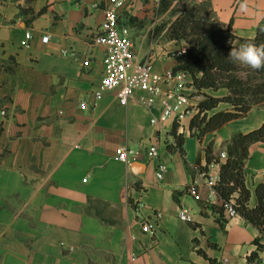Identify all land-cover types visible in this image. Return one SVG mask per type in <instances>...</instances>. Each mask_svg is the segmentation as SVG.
I'll return each mask as SVG.
<instances>
[{
    "label": "crops",
    "instance_id": "crops-1",
    "mask_svg": "<svg viewBox=\"0 0 264 264\" xmlns=\"http://www.w3.org/2000/svg\"><path fill=\"white\" fill-rule=\"evenodd\" d=\"M114 1L0 0V264H264L256 227L240 216L219 222L215 197L203 214L201 201L187 191L197 185L209 194L196 161L206 164L208 144L225 153L233 135L262 125L264 107L254 106L200 141L189 124L202 97L189 74L182 89L163 81L157 94L138 90L126 105L108 91L94 106L107 51L95 39ZM182 2L160 7V0H131L119 11L138 61H149L158 75L174 70L188 47L168 36L176 6L182 11L205 3L212 19L231 23L239 37H253L264 17V0ZM204 92L219 98L229 93ZM83 102L88 108H81ZM178 103L185 157L167 146L174 118L150 123L167 104ZM231 108L221 102L211 113ZM152 145L159 152L155 159L148 154ZM120 146L137 156L118 161ZM159 164L166 166L162 179ZM209 171L219 175L220 165ZM245 172L255 207V189L264 184V143L250 147ZM133 201L147 207L138 212ZM182 211L191 222L180 219ZM147 221L155 224L154 234L143 232Z\"/></svg>",
    "mask_w": 264,
    "mask_h": 264
},
{
    "label": "trees",
    "instance_id": "trees-1",
    "mask_svg": "<svg viewBox=\"0 0 264 264\" xmlns=\"http://www.w3.org/2000/svg\"><path fill=\"white\" fill-rule=\"evenodd\" d=\"M161 1L165 7L170 4L167 0ZM231 30V23L226 26L204 17L197 8L185 9L168 29L170 38L183 40L188 44L185 52L177 56L178 65L174 71L189 74L198 96L202 97L189 124L191 135L200 141L204 135L217 131L234 119L244 117L254 106L264 107V68L252 70L239 63H233L228 58L231 49L238 48L243 43L264 44V17L253 37H239ZM220 88H226L228 96L219 98L204 92L207 89ZM221 102L229 103L232 108L211 113ZM179 127V123L174 121L171 130L174 140L168 142L167 146L170 150L180 151L185 157V136L178 132ZM256 143H264V123L248 132L233 135L226 144L224 160L221 159L222 153H215L213 143L208 144L205 147L206 164L200 165L198 159L196 166L200 172L208 173L211 164H219L220 180L213 188L205 186L206 190L210 191L207 196L202 194V188L197 186V189L203 214H206L207 201L211 194L215 197L212 206L214 213L220 215L219 222L226 218L225 204L231 202L238 216L260 231V237H257L254 243L258 250H264L261 242L264 236V184L257 185L255 191L258 202L255 207H250L251 191L246 183L245 172L246 163L250 158V147ZM198 252L206 256L201 249ZM257 258L256 251L251 254L249 260L254 261ZM212 263L214 264L213 261Z\"/></svg>",
    "mask_w": 264,
    "mask_h": 264
},
{
    "label": "built area",
    "instance_id": "built-area-1",
    "mask_svg": "<svg viewBox=\"0 0 264 264\" xmlns=\"http://www.w3.org/2000/svg\"><path fill=\"white\" fill-rule=\"evenodd\" d=\"M131 3V0H115L114 3L105 10V23L101 27L99 35L96 37L95 42L97 44L106 47V56L104 59V65L106 72L101 80L99 89L94 93V106L101 101L103 94L108 91H116L118 101L120 105H126L129 101L135 98L136 91H147L157 94L159 92V85L163 81H175L177 83V89H182L186 85V79L188 74L184 71L168 70L162 75H158L153 72L149 61H138V57L134 51V45L130 37V32L127 27L122 26L119 23V11L127 7ZM31 35H26L27 40ZM45 37L43 40H47ZM185 51L178 54L182 55ZM85 66L89 65L86 61ZM180 103V102H179ZM166 105L162 114L156 119L152 118L150 123L152 125H163L168 120L174 118V121L180 123L184 114L180 113V105ZM82 109L88 108L87 103L81 104ZM190 110L187 109L186 114H189ZM148 154L152 159L158 157V148L152 145L148 149ZM137 153L126 146H120L116 150V158L122 163H130L131 159L135 158ZM221 159H226V153L221 154ZM199 170V169H198ZM166 171V166L159 164L157 170V178L162 179ZM205 179V186L213 188L219 180L218 174H212L200 172ZM85 181V180H84ZM187 191L194 196L196 200H200L201 197L198 193L197 185H191L187 188ZM213 195L209 196L211 200ZM132 205L136 211H141L147 206L143 201H133ZM154 215L159 219L161 215L154 212ZM225 216L227 218L237 217L238 214L233 208L232 203L225 204ZM180 219L186 222H191V218L186 211L180 213ZM142 230L145 233L154 234L156 230L155 224L151 222L143 223Z\"/></svg>",
    "mask_w": 264,
    "mask_h": 264
},
{
    "label": "clouds",
    "instance_id": "clouds-1",
    "mask_svg": "<svg viewBox=\"0 0 264 264\" xmlns=\"http://www.w3.org/2000/svg\"><path fill=\"white\" fill-rule=\"evenodd\" d=\"M228 58L233 63H239L252 70H260L264 68V44L243 43L238 48H232Z\"/></svg>",
    "mask_w": 264,
    "mask_h": 264
},
{
    "label": "rangeland",
    "instance_id": "rangeland-1",
    "mask_svg": "<svg viewBox=\"0 0 264 264\" xmlns=\"http://www.w3.org/2000/svg\"><path fill=\"white\" fill-rule=\"evenodd\" d=\"M167 1H169L170 2V4H169V6L174 2V1H176V0H167ZM183 0H180V2H182ZM185 1V0H184ZM183 3V2H182ZM162 6H164L163 5V3H162V1L160 0V7H162ZM165 7V6H164ZM191 8H197V9H199V11H200V13H201V15L202 16H204V17H207V18H211L212 19V15H210L209 13L210 12H208V5L207 4H203V5H200V6H198V7H191ZM188 9H190V8H188ZM176 10V11H175ZM181 9H179V6H176L175 7V9H174V11L176 12L175 13V20L177 19V16L181 13V12H183L184 10H182V11H180ZM178 11H180L179 13H177ZM174 20V21H175ZM214 20V19H213ZM173 21V22H174ZM172 22V23H173ZM171 23V24H172ZM171 26V25H170Z\"/></svg>",
    "mask_w": 264,
    "mask_h": 264
}]
</instances>
